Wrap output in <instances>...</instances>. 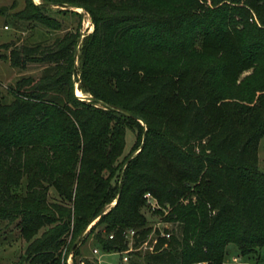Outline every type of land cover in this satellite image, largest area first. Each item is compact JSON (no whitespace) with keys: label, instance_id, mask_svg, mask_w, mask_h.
I'll return each mask as SVG.
<instances>
[{"label":"trees","instance_id":"16d2710c","mask_svg":"<svg viewBox=\"0 0 264 264\" xmlns=\"http://www.w3.org/2000/svg\"><path fill=\"white\" fill-rule=\"evenodd\" d=\"M39 1L0 9L5 26L66 31L0 45L10 67L41 70L0 92V222L16 223L28 264H68L90 238L101 254L127 251L131 231L144 242L148 193L179 233H158L146 264H224L231 247L260 264L264 0ZM54 7L83 9L94 31L81 40ZM128 130L142 142L126 155Z\"/></svg>","mask_w":264,"mask_h":264},{"label":"rangeland","instance_id":"374dc122","mask_svg":"<svg viewBox=\"0 0 264 264\" xmlns=\"http://www.w3.org/2000/svg\"><path fill=\"white\" fill-rule=\"evenodd\" d=\"M15 3L16 8L9 12H17L22 10L25 6V0H0V9L10 8ZM57 10L59 9L54 7L51 10L52 15L61 20L67 28H72L77 24L78 21L81 22V40H84L94 31V25L91 17L83 10L80 11L82 18L73 15H59L55 13ZM32 25L33 24L21 22L19 23L18 27L13 26L12 24H8L6 25L7 27H5V18L0 15V45L6 43L29 45L37 41H41L48 36H51V38L62 36L66 32H47L45 29H39ZM4 55L7 56L8 51L0 49V92L6 97V100L9 101L12 99V96L8 94L9 87H12L20 77L25 75L37 76L41 73V70L37 65H30L26 70L22 71L14 69L10 67L8 60L2 59V56ZM78 87L79 85L76 84V89H78ZM78 93H81L83 96L80 97L83 98L88 96L83 94L79 89ZM136 133L132 132L131 130L127 131L126 155L129 153L135 142L137 144L142 142V134L139 132ZM258 155L260 168L264 171V137L260 142ZM50 194L52 201L58 200L56 194L53 191H51ZM146 200L147 205L151 208V211L146 210V213L148 218L151 220L152 225L150 227L152 228V231L144 242L137 244L134 241L135 232L133 235L129 233L126 239L129 247L127 251L119 254H101L100 250L94 246L93 239L90 238L86 244L82 245L80 248L82 252L81 256L74 257L73 254H69L67 257V263L70 261V264H75L74 260L77 259L79 264H86L84 260L92 261L95 264H146V255L156 252V247L159 244V235L168 239L173 233H179V227L177 224L164 222L162 219L163 217L160 215V213H164L166 215L167 208L162 206L153 196L149 199L146 198ZM111 207L112 204L107 206L106 211H108ZM97 222L98 221L96 220L91 226L95 225ZM42 232L43 231H41L40 234H42ZM28 246L29 243L20 233L16 223L7 224L6 222H0V264H28V262L25 260ZM94 250H98V253H95ZM230 250L231 253L235 255L236 250L232 247ZM251 263L255 262L251 261ZM260 264H264V254Z\"/></svg>","mask_w":264,"mask_h":264},{"label":"built area","instance_id":"2783aa9c","mask_svg":"<svg viewBox=\"0 0 264 264\" xmlns=\"http://www.w3.org/2000/svg\"><path fill=\"white\" fill-rule=\"evenodd\" d=\"M145 198L147 199L152 198V195L148 193L145 195ZM130 233L132 235L134 234V232H130ZM94 252L98 253V250H94ZM68 263L70 264V261H68ZM198 264H208V263H198ZM224 264H251V263L245 261L241 256L233 255L229 259H227Z\"/></svg>","mask_w":264,"mask_h":264},{"label":"water","instance_id":"95a60500","mask_svg":"<svg viewBox=\"0 0 264 264\" xmlns=\"http://www.w3.org/2000/svg\"><path fill=\"white\" fill-rule=\"evenodd\" d=\"M36 1V0H35ZM39 3H41L40 1H39ZM73 10H75V11H77V12H80V9L81 8H72ZM81 10H83V9H81ZM84 11V10H83ZM85 12V11H84ZM81 13V12H80ZM77 59V58H76ZM78 60V59H77ZM78 62L76 61V64H77ZM77 90L78 89H76V93H77ZM78 97H80V96H78ZM80 98H82V99H84V100H89L90 101V97L89 96H87V97H85V98H83V97H80ZM133 157H131L130 159H129V161L132 159ZM117 204V201L115 202V204L113 205V206H115ZM112 206V207H113ZM105 213H107V211L105 212ZM97 221H98V219H97ZM73 253V250L71 251V253H70V255Z\"/></svg>","mask_w":264,"mask_h":264},{"label":"bare ground","instance_id":"6f19581e","mask_svg":"<svg viewBox=\"0 0 264 264\" xmlns=\"http://www.w3.org/2000/svg\"><path fill=\"white\" fill-rule=\"evenodd\" d=\"M37 2H39V0H36ZM80 11H82L81 9H80ZM77 94H78V96H83L81 93H78V90H77ZM115 204V203H114ZM114 204H112V206L114 205Z\"/></svg>","mask_w":264,"mask_h":264},{"label":"crops","instance_id":"0c3cea01","mask_svg":"<svg viewBox=\"0 0 264 264\" xmlns=\"http://www.w3.org/2000/svg\"><path fill=\"white\" fill-rule=\"evenodd\" d=\"M6 27V26H5Z\"/></svg>","mask_w":264,"mask_h":264}]
</instances>
